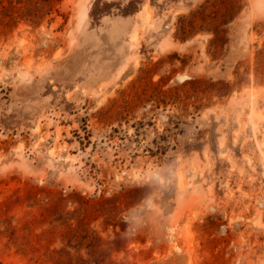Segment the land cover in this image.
I'll return each mask as SVG.
<instances>
[{"label":"rangeland","instance_id":"1","mask_svg":"<svg viewBox=\"0 0 264 264\" xmlns=\"http://www.w3.org/2000/svg\"><path fill=\"white\" fill-rule=\"evenodd\" d=\"M0 264H264V0H0Z\"/></svg>","mask_w":264,"mask_h":264},{"label":"clouds","instance_id":"2","mask_svg":"<svg viewBox=\"0 0 264 264\" xmlns=\"http://www.w3.org/2000/svg\"><path fill=\"white\" fill-rule=\"evenodd\" d=\"M122 220L127 224L126 234L128 232L138 231L145 223V210L143 207H137L130 211L128 215L122 216Z\"/></svg>","mask_w":264,"mask_h":264}]
</instances>
